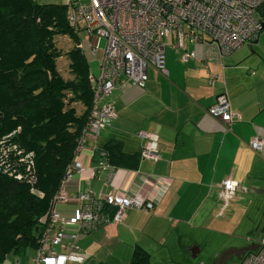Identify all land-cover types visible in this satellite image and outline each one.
Returning <instances> with one entry per match:
<instances>
[{"label":"crops","instance_id":"crops-1","mask_svg":"<svg viewBox=\"0 0 264 264\" xmlns=\"http://www.w3.org/2000/svg\"><path fill=\"white\" fill-rule=\"evenodd\" d=\"M164 44L167 72L147 65L143 87L120 78L106 98L116 116L95 137L85 138L75 158L82 170L62 183L69 199L55 208L65 216L77 204L70 197L89 191L98 195L142 187L156 198L152 211L127 208L120 223H106L82 234L78 242L87 256L84 264L101 261L98 246L104 240L116 239L131 253L140 246L152 264H161L154 258L164 253L168 239L184 254L192 242L189 249L196 255L204 238H223L216 259L226 249L264 239V145L258 151L249 146L255 136L264 140V31L254 43L227 55L216 54L199 41L177 45L172 33ZM221 93L239 112L228 127L208 112ZM138 130L157 136L159 158L140 155L135 168L107 162L102 150L109 141H120L123 152L140 153L147 139L137 135ZM144 174L157 177L159 185L153 189L150 183L142 184ZM229 176L246 190L239 188L223 207L219 184ZM66 231L76 233L79 228ZM232 258L231 264L240 259Z\"/></svg>","mask_w":264,"mask_h":264},{"label":"built area","instance_id":"built-area-1","mask_svg":"<svg viewBox=\"0 0 264 264\" xmlns=\"http://www.w3.org/2000/svg\"><path fill=\"white\" fill-rule=\"evenodd\" d=\"M67 4L70 23L84 30L88 38L97 37L98 41L104 38L105 44L97 73L91 74L90 113L77 138V154L67 167L62 183L82 170L81 163L75 158L85 138L88 135L95 137L106 121L116 116L113 104L106 98L120 78L125 77L143 87L147 65L167 72L164 38L169 33L176 37L177 45H182L184 40L199 41L214 53L227 55L258 40L263 19L256 13L262 15L260 11H264V0H71ZM98 49V43L91 46V54L96 55ZM189 55L185 53L183 59H188ZM210 57L209 54L204 59ZM208 112L225 127L239 118V112L231 109L226 93L216 96ZM137 135L147 139L141 156L159 158L157 136L144 130H138ZM263 145L264 140L258 136L249 141L254 151L262 149ZM9 173L21 178L18 169ZM26 179L34 180L32 175ZM62 183L52 206L39 219L42 229L35 248V264H84L87 256L78 242L82 234L106 223H120L127 208L152 211L155 205L156 198L146 194L142 187L98 195L89 191L70 197L77 204L72 214L65 216L55 208L58 202L69 199ZM141 183H150L153 189L159 185L157 177L151 174L142 175ZM219 187L223 207L229 204L239 188L246 190L230 176L222 180ZM165 190L166 186L160 187L159 193ZM75 226H78V232L66 231ZM233 264H264V239L257 249L247 252Z\"/></svg>","mask_w":264,"mask_h":264},{"label":"trees","instance_id":"trees-1","mask_svg":"<svg viewBox=\"0 0 264 264\" xmlns=\"http://www.w3.org/2000/svg\"><path fill=\"white\" fill-rule=\"evenodd\" d=\"M68 6L0 0V264L36 248L39 219L53 204L90 113L94 72ZM60 36L73 41L70 49L57 46ZM61 57L68 77L58 67ZM120 143L109 141L102 153L114 167L135 168L141 153L123 152ZM128 264L152 263L137 246Z\"/></svg>","mask_w":264,"mask_h":264},{"label":"rangeland","instance_id":"rangeland-1","mask_svg":"<svg viewBox=\"0 0 264 264\" xmlns=\"http://www.w3.org/2000/svg\"><path fill=\"white\" fill-rule=\"evenodd\" d=\"M41 2L48 3H62L63 0H40ZM264 15V11H260ZM256 16L259 17L260 14L256 13ZM264 31V29L262 30ZM78 39L80 42V46L86 55L90 69L97 73V65H99V60L102 57L103 47L105 44V39L101 38L99 41L97 37L88 38L86 32L84 30H80L78 34ZM57 46L62 50L66 51L70 49L73 45V41L68 39L67 36H60L56 38ZM98 43L99 49L96 55L91 54V46H95ZM67 63L66 58H59L57 60L58 67L61 70L62 74L65 77L69 76L68 67L65 64ZM223 238H204L200 241V245H202L201 251L193 255V250L189 249L192 246V242L186 247L187 253H181L179 249L175 246L176 244L173 240H166V249L164 253H160L155 256L154 259H159L158 261L161 264H216V256L217 252L220 248H218V243ZM163 243V242H161ZM225 241H221V246L224 245ZM124 245H118V241L116 239L112 240H104L98 246L99 253L101 254V261L98 264H128L129 259L131 257V249L128 248V251ZM35 249L33 247L26 248L23 252L9 255L7 259L2 264H35ZM247 253V252H246ZM245 253V254H246ZM244 254V255H245ZM243 255V256H244ZM235 258L228 260V264H231Z\"/></svg>","mask_w":264,"mask_h":264},{"label":"water","instance_id":"water-1","mask_svg":"<svg viewBox=\"0 0 264 264\" xmlns=\"http://www.w3.org/2000/svg\"><path fill=\"white\" fill-rule=\"evenodd\" d=\"M264 29V21L262 22V30ZM259 247V243H254L249 246H241L238 248H229L221 252L216 259V264H225L227 260L231 259L233 256L241 258L246 252L253 251L255 248Z\"/></svg>","mask_w":264,"mask_h":264},{"label":"flooded vegetation","instance_id":"flooded-vegetation-1","mask_svg":"<svg viewBox=\"0 0 264 264\" xmlns=\"http://www.w3.org/2000/svg\"><path fill=\"white\" fill-rule=\"evenodd\" d=\"M228 263V260L226 261V263L225 264H227Z\"/></svg>","mask_w":264,"mask_h":264}]
</instances>
